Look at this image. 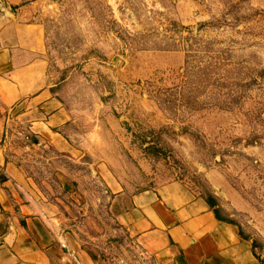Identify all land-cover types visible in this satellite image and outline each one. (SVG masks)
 <instances>
[{
	"label": "rangeland",
	"instance_id": "rangeland-1",
	"mask_svg": "<svg viewBox=\"0 0 264 264\" xmlns=\"http://www.w3.org/2000/svg\"><path fill=\"white\" fill-rule=\"evenodd\" d=\"M33 1L74 151L33 148L22 128L13 142L34 176L69 173L73 227L91 214L108 231L107 261L152 264L112 221L100 162L128 192L175 180L212 198L264 264V0ZM166 43L177 47H154ZM176 85L228 107L166 113L154 86Z\"/></svg>",
	"mask_w": 264,
	"mask_h": 264
},
{
	"label": "crops",
	"instance_id": "crops-1",
	"mask_svg": "<svg viewBox=\"0 0 264 264\" xmlns=\"http://www.w3.org/2000/svg\"><path fill=\"white\" fill-rule=\"evenodd\" d=\"M35 4L0 0V264H113L102 253L104 223L90 214L72 225L69 173L53 167L34 176L13 142L22 128L36 138L33 148L74 151L64 134L72 115L49 83ZM94 170L109 193L112 221L152 264H262L251 240L181 182L128 192L104 164Z\"/></svg>",
	"mask_w": 264,
	"mask_h": 264
},
{
	"label": "trees",
	"instance_id": "trees-1",
	"mask_svg": "<svg viewBox=\"0 0 264 264\" xmlns=\"http://www.w3.org/2000/svg\"><path fill=\"white\" fill-rule=\"evenodd\" d=\"M156 49H165L169 50L172 48H175L177 46L172 45V43H166L163 46H154ZM145 47H140V49H144ZM155 92L152 94L153 100L156 102V104L166 113H177L180 111L185 110L186 108L189 109H196V107H205L208 106L206 104L213 103L220 107H228V104L222 105L221 101L219 99H212L208 101L212 94H210L208 97H206L205 101H201V103L198 102L199 97L202 96L201 92H197L196 89L190 88L188 86L183 85H176L173 87H167V88H160L154 86ZM25 137L29 139L31 142L36 143V138L31 135L29 132H26ZM157 145L150 144L147 146V150H156ZM203 198V197H201ZM204 201L210 206L212 211L214 212L216 218L225 221L227 223H230L232 225H235L224 215L223 213H220V211L217 209L216 203L212 198H203ZM238 232L240 235L244 238L249 239L245 235L241 234V232L238 229ZM253 248V247H252Z\"/></svg>",
	"mask_w": 264,
	"mask_h": 264
}]
</instances>
